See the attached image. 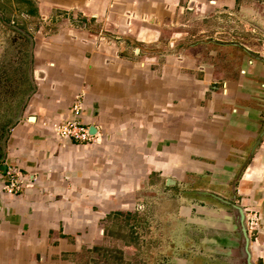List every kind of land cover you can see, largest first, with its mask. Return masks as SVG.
<instances>
[{
    "label": "crops",
    "instance_id": "1",
    "mask_svg": "<svg viewBox=\"0 0 264 264\" xmlns=\"http://www.w3.org/2000/svg\"><path fill=\"white\" fill-rule=\"evenodd\" d=\"M26 1L0 0V166L24 182L0 190V264H71L111 207L173 187L209 233L238 225L219 197L257 211L264 264V0ZM79 105L93 142L54 132Z\"/></svg>",
    "mask_w": 264,
    "mask_h": 264
},
{
    "label": "rangeland",
    "instance_id": "2",
    "mask_svg": "<svg viewBox=\"0 0 264 264\" xmlns=\"http://www.w3.org/2000/svg\"><path fill=\"white\" fill-rule=\"evenodd\" d=\"M184 191L176 187L165 192L142 189L137 192L141 205L137 210L133 205L111 207L113 213L98 222L99 229H104V242L85 240L83 249L72 254L68 261L71 264H234L232 255L221 252L224 249L220 248L217 252L216 247L208 244L209 234L215 240L229 232L218 227L209 233L204 215L193 226L188 225L187 217L178 216L182 209L177 197L186 195ZM86 233L87 230H81L79 234ZM60 255L55 253V257Z\"/></svg>",
    "mask_w": 264,
    "mask_h": 264
},
{
    "label": "water",
    "instance_id": "3",
    "mask_svg": "<svg viewBox=\"0 0 264 264\" xmlns=\"http://www.w3.org/2000/svg\"><path fill=\"white\" fill-rule=\"evenodd\" d=\"M90 131L92 134H95L96 128L93 126L92 128H90ZM7 167L8 166L6 165H2L0 166V170L6 171ZM168 184H176V180H174L173 178H169ZM219 199L231 205L229 219H231V221L234 218L236 219L238 225H235L233 227L236 230L238 228L239 232L236 230L233 232L227 222L218 221L215 225H212L214 228L220 227L224 229V231L229 232L228 235H224L215 239L217 246L215 251L220 252V249H224V251L221 252H227L232 255V261L234 262V264H256V262L253 260V254L251 251L252 236L248 232V228L246 225V212L244 207L239 204H232L230 203V201L224 199L223 197H219ZM231 232H233L232 236L229 235Z\"/></svg>",
    "mask_w": 264,
    "mask_h": 264
},
{
    "label": "built area",
    "instance_id": "4",
    "mask_svg": "<svg viewBox=\"0 0 264 264\" xmlns=\"http://www.w3.org/2000/svg\"><path fill=\"white\" fill-rule=\"evenodd\" d=\"M80 113V105L75 108V118L69 119L63 123L53 124L55 134L63 140H74L77 142H93L95 140V134H92L90 128L83 125L78 116ZM7 174L9 180L0 186V190L5 191L8 194L14 195L20 192L23 186L22 175L18 168L15 166L7 168ZM141 207V205H139ZM246 225L248 232L252 236L258 231L260 226V215L257 211L252 208H246Z\"/></svg>",
    "mask_w": 264,
    "mask_h": 264
},
{
    "label": "trees",
    "instance_id": "5",
    "mask_svg": "<svg viewBox=\"0 0 264 264\" xmlns=\"http://www.w3.org/2000/svg\"><path fill=\"white\" fill-rule=\"evenodd\" d=\"M20 1H22V3L23 2H25V3H28V1H26V0H20ZM36 13V10H35V8H33V7H31V9H30V14H35Z\"/></svg>",
    "mask_w": 264,
    "mask_h": 264
}]
</instances>
